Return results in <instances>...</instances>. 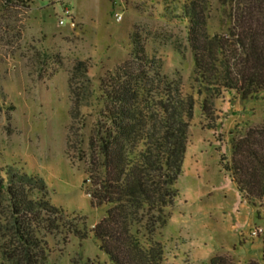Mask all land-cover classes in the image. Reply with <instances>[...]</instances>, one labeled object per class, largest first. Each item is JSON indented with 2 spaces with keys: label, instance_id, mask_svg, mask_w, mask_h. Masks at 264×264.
<instances>
[{
  "label": "rangeland",
  "instance_id": "obj_1",
  "mask_svg": "<svg viewBox=\"0 0 264 264\" xmlns=\"http://www.w3.org/2000/svg\"><path fill=\"white\" fill-rule=\"evenodd\" d=\"M21 1L0 0V169L41 177L46 193L31 189V196H46L66 213L54 226L36 223L50 249L42 264H111L92 231L107 206L93 205L88 193L101 80L118 81L124 69L138 68L134 49L143 48V68L159 65L190 92L196 66L189 22L181 17L189 0ZM198 1L209 28L228 33L237 24L231 13L244 0ZM201 102L189 128L180 196L161 229L162 264H211L216 256L264 264V202H250L225 169L234 138H264V93L243 98L225 90L213 97L209 116ZM13 223L0 185V264H8L4 250L19 244Z\"/></svg>",
  "mask_w": 264,
  "mask_h": 264
},
{
  "label": "trees",
  "instance_id": "obj_2",
  "mask_svg": "<svg viewBox=\"0 0 264 264\" xmlns=\"http://www.w3.org/2000/svg\"><path fill=\"white\" fill-rule=\"evenodd\" d=\"M199 3L189 0L181 16L189 22L196 66L190 92L163 75L159 65L143 68V48L134 49L138 68L124 69L118 81L101 80V109L89 135L88 193L93 205L107 206L92 231L111 264L164 261L161 229L180 196L177 183L198 97L203 113L209 116L213 97L225 90H235L243 98L264 93V0H244L231 13L237 24L228 33L209 28L210 17ZM233 155L225 169L237 189L250 202H264V138H234ZM0 185L6 190L19 243L4 250L5 259L8 264H42L40 259L50 249L36 223L54 226L65 211L46 196H31L34 189L46 193L41 177L9 167L0 169ZM75 232L82 238L88 235ZM211 264L228 263L216 256Z\"/></svg>",
  "mask_w": 264,
  "mask_h": 264
},
{
  "label": "built area",
  "instance_id": "obj_3",
  "mask_svg": "<svg viewBox=\"0 0 264 264\" xmlns=\"http://www.w3.org/2000/svg\"><path fill=\"white\" fill-rule=\"evenodd\" d=\"M66 13H67V14H69V13H70V11H69V10H66ZM117 15H118V14H117ZM119 18L121 19V18H122V16H121V15H119ZM60 23H61V24H63V23H64V20H61V21H60Z\"/></svg>",
  "mask_w": 264,
  "mask_h": 264
}]
</instances>
